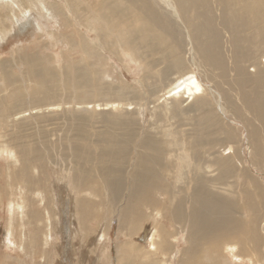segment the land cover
<instances>
[{
  "label": "bare ground",
  "instance_id": "bare-ground-1",
  "mask_svg": "<svg viewBox=\"0 0 264 264\" xmlns=\"http://www.w3.org/2000/svg\"><path fill=\"white\" fill-rule=\"evenodd\" d=\"M18 1L21 3V6L17 5L16 8H13L10 3L5 4L4 0H0V16L5 17L9 22L12 16L13 18L15 15L17 17L18 15L20 16V14H16L17 12L23 13L22 16L27 18V20L30 19V16H33L30 14L33 13V10L36 12L37 8L32 9L34 5L31 7L28 4L29 0ZM33 1L34 3L30 4H35L36 6L45 4L47 8L46 12L42 8V10L37 9V12H40L42 17H51L50 15L53 14L52 12L55 9L58 12L62 10L57 9L60 5L55 6V2L54 4H50L48 2L50 0ZM79 1L82 2V0ZM99 2V4L97 3L98 5L90 6L93 9L92 12L85 11L89 7H85V10L79 8L76 12L80 16L85 15V22L83 23L87 24L89 21L91 24H94L92 26L94 28L92 29L97 30L99 33V35L97 34L98 38H100L99 40H101L99 44H103L105 47L117 46L120 51L125 53L124 57L126 59L135 60L138 65H144L145 72L143 80L147 83V88L150 91V96L154 104L157 107L161 106L162 111L160 110V112H163V114H160L165 119H177L185 108H179L183 107V104L180 105L183 101L190 103H193L192 101H202L204 103L199 110L201 114L208 116L214 113L211 109H206L209 101L205 99H208L209 90L196 72V69L200 68L201 64L198 65L199 67L196 65L192 67V59L194 62L196 55L200 56V58L203 57V59L201 58L203 65L211 66L216 70L226 69L223 66V60L226 59V55H223V53L227 54L228 58L232 60V65L237 69L238 73L242 74V63H250L252 65L251 67L255 70L253 75L254 81L251 82L249 79H245L248 80V83L241 84L239 91L245 95V107L248 108L251 114L253 113V117L260 123L259 126L262 125L255 129L253 121L249 123V127H254L250 129H252V134L255 139V142L253 141L254 147L252 146V152L255 154L252 166H255L257 169L260 166L264 168V0H99ZM68 3L70 2L68 1ZM6 6L9 10H6ZM5 10L9 11V13L5 12ZM64 11L66 12V9ZM64 11L62 10L61 13L63 12L67 16V13L65 14ZM56 14L58 16L57 12ZM28 15H30L29 18L27 17ZM16 16L14 19L18 20ZM2 21L0 19V23ZM4 22L6 21L4 20ZM89 26L91 25L89 24ZM174 26H181L183 30L182 32L179 30V37H184V31L188 40L189 44L187 45L189 47H187L189 48V56L187 58L183 53V50L185 51L183 49L185 45L183 46V43L180 44L177 42L182 41L183 38L180 40L177 35L173 36V32L171 33V29ZM2 28L1 26V30ZM195 44L197 45V49H195ZM89 45L86 43V45L80 46L82 54H86V51L88 54L90 49H92L91 45ZM93 47L95 49V46ZM107 48L109 49L110 47ZM97 53L99 52L97 51ZM84 57L86 58L87 56ZM39 61L34 64H29V73L33 77L39 78L38 82L41 83V86L38 87L37 92L34 91L35 95L33 96L35 97L27 101L32 105L29 104L30 107H33L31 108L33 111L42 112V106L44 109L43 112L46 110V113L56 112L55 110L63 106V103L61 105L59 103L56 105L53 103L50 104L56 98L57 93L55 89H58L57 86H60V83H57L55 79L57 72L54 75L48 73L44 64ZM133 62L131 61V63ZM186 62L187 64L191 62L189 70L185 68ZM99 63L100 61L98 62V66L101 65ZM76 72L77 79L74 80H76L75 82L77 84L75 83V85L77 87L75 86L73 91H83L81 93L83 97H79V101L75 103L77 110H80L83 106H88L87 110L89 109L93 112L90 116L94 122L101 116L100 111L102 109L108 111L110 116L108 118H99V120H103L105 129L103 132L102 130L98 133L96 132V136H94L95 140L91 141L89 145L85 139L89 132L86 129L87 125H82L80 129H77L79 136L75 139L77 140L75 143L78 144V147L75 146L76 148L72 150L73 153L75 152V159L78 162V164L75 163L76 167H74L76 169L75 176L76 179L79 176L81 177V183H68L65 180V185L72 188L70 193L67 190L65 200L67 202L72 201L78 195L80 196L81 193L90 192L92 199L104 200L108 198L109 200L120 201L125 197V191L129 192V205L127 204L129 207L122 216V220L129 225L130 230H133L132 234H137L138 230L141 229V236L145 235V238L150 236V246L146 251L148 246L144 247L142 244L134 245L130 243L128 248H126V252L123 253V256L118 258V264H171L170 260L174 258L176 252L175 246L177 247V244L175 243L176 245L174 246V242L171 240H175L177 235L171 233L167 225H163L165 219L164 213L168 210V205H173V200H176V205L172 208L168 219L173 227L177 222L183 224L185 216L183 207L188 202V198L185 195L183 197L177 195L181 194L180 190L178 191L177 185L185 184L184 186L189 187L193 182H196L197 186L194 187L193 194L189 198V201H191L190 214L187 218V224H185L188 227L189 246L186 250L182 251L183 254L179 264H229L222 256V253L226 251H231L237 263L244 262L240 249L241 245H247V254L251 255L250 264H264V255L262 254V257L258 255L259 247L264 246V237L261 238L262 236L260 235L262 234L259 233V226L261 222H264V219H262V210H264V179L262 181L260 179L261 183L256 178L250 176L248 170L238 172L233 163L227 162L228 159L224 161V164H221L220 160H216L214 163L209 161L207 166L204 167L209 174L211 172L215 173L216 170L213 171V169L216 166L218 167L216 168L218 171V182H227L228 178L233 175L234 177L240 178L241 173L245 181L250 180V185H243L242 192L244 194L243 197L250 200L248 201L249 203L242 201L246 206L245 210L247 212L243 209L238 217H236L238 214L236 205L222 196L214 195L212 191L208 190V186L210 185L208 178H194L195 168L201 169L203 166L200 163L196 166L193 165L197 158L195 156L196 153L192 151V143L189 152V149L187 150L188 146L186 147V142L180 145L176 136L167 132V137L171 141L166 143L172 144V147L171 145L167 147V152L161 147L160 144L162 141L159 139L152 140V137L146 136L142 140L140 149L144 152L139 151V159L135 164V170L131 175V180L129 182L127 180L128 183H124L123 175L125 174V169L122 165L127 161L126 154L129 147L135 145V141L139 136V133L135 135L134 132L136 125L133 124L134 120L131 121L132 114H134L131 111L134 108H142L143 106L140 105H143L142 103L145 99L139 95L130 96L131 94L128 95L127 92H124L123 88H115L109 85H107L109 86L108 88L102 86L103 84H100V73L94 70L91 71L93 76L91 80L89 79V73L91 74V72H84L81 67H77ZM103 75L105 76L106 73ZM13 76L7 66L0 64V127L5 124L8 125L12 117L25 116L26 112H30L29 110L24 111L25 99H23L20 89H16L17 92L13 93L15 96L13 100L11 99L13 95L8 93L11 91L9 84L13 81ZM68 85L66 84L65 88H70L73 83H68ZM1 95L4 96L1 97ZM28 97L30 98L31 96ZM104 98L108 100L101 101ZM1 99L5 100V103L2 104ZM210 100L212 99L210 98ZM67 105L65 104V106ZM49 108L51 109L50 111H48ZM217 111L222 116L227 112L226 108L220 105V103H217ZM211 117L209 116V118ZM24 118L26 117H22V119ZM213 119L214 121L212 122L216 123L217 126L222 125L216 115ZM95 123L97 124L98 121ZM74 124L76 126V122ZM178 145L182 147L180 148ZM176 146L178 147L175 149ZM9 149L10 151L12 150L11 156L14 158L10 157L12 160L11 165L18 164L20 162L18 160L20 159V157L18 158L19 151L16 152L17 149L15 150L13 147ZM92 149L100 153V155H96ZM13 151L15 154H13ZM25 152V155L31 157L29 166L19 174L14 170L16 174L13 178L11 177V171H9L8 177V188L10 190L8 196L13 195L15 188V193H17V196L13 195L15 197L14 199H9V206L17 216L27 215L26 213L28 212H26L25 208L30 207L32 205L31 203L43 205L44 203L52 202L53 199L52 195L51 197L48 196L50 195L48 193L49 188L46 186L45 188H41L38 185L41 184L40 182L37 183L36 188H26L27 183H32V179L25 178L24 171L29 168L30 173L33 174L34 170L39 167L35 163L40 164L45 159H43L42 153L40 154L39 150L33 146L27 147ZM165 152L168 155L167 160L170 161H164L163 155ZM177 152L180 153L178 160L171 161L173 158H177L174 155ZM233 159L229 157V160ZM235 172L238 173V176H236ZM236 180L238 182V179ZM58 181L59 183L64 182V178H58ZM173 181H175V186L172 185ZM26 194L34 195L39 201H34V198H28ZM16 197L18 198L16 199ZM53 201L56 200L54 199ZM166 201L168 205H165ZM89 202L94 201L89 200ZM80 204L82 211L85 209L88 213L93 203L85 205L81 201ZM43 210L47 215L44 214L41 222L44 223L43 226L47 229V233H49L51 232L49 231L52 221L51 212L48 211L47 206H44ZM146 211L150 212V217L144 214ZM244 212L247 218L244 216ZM83 213L84 211L82 215H84ZM41 216L40 212L33 214L36 224L40 222ZM151 218L153 219L149 221L148 219ZM144 221L146 223L149 222L151 229L142 228ZM23 228L24 225H20V231ZM11 231H13L12 228ZM262 231L264 233V230ZM47 233L46 235L48 236ZM11 235H13L12 232ZM120 253L122 254V252Z\"/></svg>",
  "mask_w": 264,
  "mask_h": 264
},
{
  "label": "rangeland",
  "instance_id": "rangeland-1",
  "mask_svg": "<svg viewBox=\"0 0 264 264\" xmlns=\"http://www.w3.org/2000/svg\"><path fill=\"white\" fill-rule=\"evenodd\" d=\"M31 1L33 0H29L28 4L31 7L34 5L32 9L42 8L44 12H46L47 8L45 7V4L36 6L35 4H30L34 3V1ZM68 1L70 3H68ZM4 2L5 4L10 3L13 8H16L17 5L21 6V3H19L18 0H4ZM48 2L50 4H54L55 2V6L60 5L57 9H62L63 11L66 9V12L64 11V13H67V16H65L63 12L61 13L62 10L58 12V10L55 8V11L52 12L53 14L50 15L51 17H42L40 12H37V9L36 12L33 10V13L30 14L33 16L28 15V18L29 16L31 17L28 20L22 16L23 13L16 12V14H20V16L18 15L17 17L15 15L17 17L16 19L18 20L14 19L15 16L14 18L12 16L11 19L9 17L11 20L9 22L11 24L7 21L8 19L0 16L1 21L3 20L0 23L2 24L0 25V64L7 66L10 70V73L14 75L13 81L9 84L11 91L8 93L13 95V98H11L13 100L15 98L13 93L17 92L16 89H20L23 95L22 97L25 99L24 111H30L26 112L25 116L17 117L18 120H16V117H12V120L10 119L9 122V124L11 123L10 125L5 124L0 127V192H2L0 193V264H118V258L123 256V253L126 252V248H128L130 243H133L134 245L142 244L144 247L148 246L146 251L149 249L150 236H147V238H145V235L141 236V229L138 230L137 234L135 232V235L132 234L133 230H130L129 225H127L122 220V216L129 207L127 206L129 203L128 191H125V197H123V199L120 201H113L109 200L108 198L104 200L92 199L90 192L81 193L80 196L78 195L76 198L77 200L73 199L72 201L68 202L65 200L67 192L69 191L70 193L72 190V188H69L65 185V180H67L66 182L68 183H81V177L79 176L76 179L75 176L76 169H74V167H76L75 165L78 164V162L75 159V152L73 153L72 150L76 148L75 146L78 147V144L75 143V141H77L75 139L77 136H79V131L77 129H80L82 125H87L86 129L89 132L87 133L85 139L89 145L91 141L95 140L94 136H96V132L98 133L101 130L103 132L105 129L103 120H99V118H108V116H110L108 111L102 109V111H100L101 116L95 120V122L98 121L96 124L91 119L90 115H92L93 112L92 110H87L88 106H83L80 110H77V105H75V103L79 101V97H83V95H81L83 91H73L76 86V80L74 79H77V67H81L84 72H91L94 70L100 73V84H103L102 86L107 88L109 86L123 88L124 92H127L128 95H139L145 99V101L142 103L143 105H140L143 106L142 108H134L136 112L134 110L131 111L134 113L132 114L131 121L134 120L135 123L133 122V124L136 125L134 132L135 135L136 133H139V136L135 141L134 146L136 147L134 148L133 145L129 147L126 154L127 161L122 165L125 169V174L123 175L124 183H128L131 180V175L135 170V164L139 159V151H141L140 145L142 140L146 136H149L150 138L152 137V140L159 139L162 141L160 144L161 147L167 152V147L170 145L172 147L171 143H166L171 141L167 137V132H169L176 136V139L180 145H182L183 142H186V147L188 146L187 150L189 149V152L191 149L190 145L192 143V151L196 153L195 156L197 158H195L196 162L193 165L196 166L200 163L203 166L201 169L195 168L196 171L194 172V178H208L210 182L208 190L212 191L214 195L222 196L235 204L238 208V214L236 215V217H238L239 213L242 212L243 209L245 210L246 207L242 201H246V203H249L248 201H250L249 199L244 198V194L242 193L243 185H250V180L245 181L242 178L243 175L241 173L240 178L234 177L233 175L228 178L227 182H218V171L216 169L218 167L216 166L213 169V171L216 170L215 173L211 172L210 174L207 173V170L204 169V167L207 166L209 161L214 163L216 160H220L221 164H224V161L228 159L227 162L233 163L235 169L238 172H241L242 170H248L249 175L253 178H256L258 182L260 179L261 181L264 179L263 166H260L258 169L255 166H252L253 160L255 158V154L252 152V146L255 142V139L252 134V129H250L254 127L257 129L262 125L259 126L260 123L253 117V113L251 114L248 108L245 107V95L239 91L241 84L243 85V83H248V80L245 79H249L251 82L254 81L253 75L255 70L251 67L252 65L250 63H242V74L238 73L237 69L232 65V60L228 58L227 54L223 53V55H226V59L223 60V66L226 69L216 70L211 66L208 67L203 65V57H201V59L200 56L196 55V64L192 59V67L194 65L199 67L198 65L201 64L200 68L196 69V72L209 90L208 99H205L209 101V103L206 102L208 104L206 109H211L214 111V113L212 112L213 114L208 116L201 114V111L199 110L200 107H202L201 105L204 103H202V101H192L193 103L183 101L180 104H183V107H179L182 109L185 107L183 110L181 109L182 114H180V116L175 120L165 119L161 116V114H163V112H160L161 106L157 107V105L154 104L150 96V91L147 88V83L143 80L145 72L144 65H138L135 60L126 59L124 57L125 53L120 51L119 47L117 48V46L105 47L103 44H99L101 43V40H99L100 38H98L99 33L97 30L92 29L94 28L92 27L94 24H91L88 21L87 26L86 23H83L85 22V15L83 14L80 16L76 12V10L79 8L85 10L88 7L89 8L85 11L88 10L92 12L93 9L90 8V6L96 5L99 0H82V2L79 0H50ZM89 3L91 4L89 5ZM5 8L6 10H9L7 6ZM6 10L5 12L9 13V11ZM54 12H57L58 16L57 14L55 15ZM4 20L6 22H4ZM27 21L29 22L27 23ZM89 24L91 26H89ZM1 26L3 27L2 30ZM179 30L182 32L183 28L181 26H174L171 29V33L173 32V36L177 35V37H179ZM183 34L184 37H181L183 40L179 37V39L182 41L177 42L180 44L183 43V46L185 45L183 48L185 51L183 50V53L187 58L189 56V45L187 44L189 43L184 31ZM198 39L201 40L200 37H198ZM84 41L86 42L84 43ZM86 43L88 45L90 44L92 49H90L88 54L87 51L86 54H82L80 46H84ZM93 46H95V49ZM107 47L110 48L108 49ZM195 49H197L196 44ZM97 51L99 53H97ZM91 52H93V55L90 54ZM84 56L87 57L85 58ZM38 61L44 64V67L47 69L48 73L54 75L55 72H57L55 74V79L57 83H60V86H57V88L60 90L55 89V92L57 93L56 98L54 101L51 100L52 102H49L50 104L53 103L54 105L58 103L61 105L63 103V106L58 109L59 111L55 110L56 112L46 113L47 110L43 112L44 109L41 106L42 112H38L33 111L31 109L33 107L29 106L30 102L27 100L34 98V91L37 92L38 87L41 86V83L38 82L39 78L33 77L29 73V64H34ZM99 61V64L101 65L98 66ZM131 61L134 62L131 63ZM190 66L191 62L190 64L189 62L188 64L186 62L185 68L187 70H189ZM102 73H106V75L104 76ZM34 79L37 81L35 82ZM89 79H93L92 72L91 74L89 73ZM71 82L73 85L70 86V88H65V85L67 84V86H69L68 83L70 84ZM37 83L40 84L38 85ZM15 85L17 86L15 87ZM2 96L4 95H1V97ZM28 96L31 97L29 98ZM210 98L212 100H210ZM19 99L23 100L22 98ZM60 99L62 102H60ZM103 100L107 101L108 99L104 98L101 101ZM1 101L2 104L5 103V100L1 99ZM217 103H220V105L226 108L227 112L225 115L222 116V114L217 111ZM65 104L68 105L65 106ZM69 104L71 105L69 106ZM50 110L51 109L49 108L48 111ZM215 115L220 119L222 124L221 126H217L216 123L212 122L214 121L213 117ZM209 116L212 117L209 118ZM22 117L26 118L22 119ZM252 121L254 127H249V123ZM75 122L76 126L74 124ZM22 135L24 136L22 137ZM29 146L37 148L40 154L42 153L43 159L45 160H43L40 164H37V162L35 163L36 165H39V167H37L38 169L34 170L33 174L30 173L29 168L24 171L25 178L28 177L32 179V183H27L26 188H36L37 183L40 182L41 184L38 185L41 188H45V186L49 188L48 193H50V195L48 196L51 197L52 195L53 199L52 202L46 204L44 203L43 205L39 203H31L32 205L30 207L25 208L26 212L28 213H26L24 210L27 215L17 216L9 206V199H14V196L17 194L15 193V188L13 193L14 196L12 194L8 196L10 191L8 188L9 171H11V177L13 178L16 172L19 174L29 166V160L31 157L25 155V149ZM178 146H176L175 149ZM10 147H13L15 150L17 149L16 152L19 151L18 158L20 157V159L18 160L20 162L18 164L11 165V158L13 157L11 156L12 150L10 151ZM179 147L181 148L182 146ZM92 150L95 151L94 149ZM141 152L144 151L142 150ZM166 152L163 155V158L164 161L167 162L170 160H167L168 155H166ZM95 153L96 155L98 154V156L100 155V153L96 151ZM177 153L174 154L177 156V158H173L171 161L178 160L180 153ZM13 154H15V152ZM229 157L234 159L229 160ZM129 167L131 168L129 169ZM14 170H16L15 173ZM258 170L260 171L258 172ZM235 173L236 176H238V173ZM58 178H64V182L59 183ZM236 179H238V182ZM174 184L175 181L172 182V185ZM184 185H177L178 191L180 190L181 193L177 195H181V197L185 195V197L188 198V202L183 207L185 215L183 224H179L177 222L173 227L168 219L172 208H174L176 205V200H173V205H168L167 201L165 204L168 205L169 208L164 213L165 219L163 221V225H167L168 230L174 235H177L175 240H171L174 242V246L177 244V247L175 246L176 252L174 254V258L170 260L171 264H179L183 254L182 251L186 250L189 246L188 227H186L187 225L185 224H187V218L190 214L191 201H189V198H191V195L195 189L194 187L197 186V183L193 182L189 187ZM26 196L28 198H34V201H39L32 194H26ZM17 198L18 197H16V199ZM54 199L56 201H53ZM89 200H93L94 202H89ZM81 201L85 203V205L93 203V207L91 206L92 209L90 207V211H88V213L85 209L83 210L84 215H82L83 211L80 207ZM44 206H47L52 217L51 226L49 228L50 230L48 229L51 232L48 231L49 233H47V229H45L43 226L44 223L41 222L44 214L47 215V213H44ZM35 212H40V215H42L40 222L37 224L34 222L33 218V214ZM262 212V219H264V210H262ZM144 214L148 215L149 217L151 216L149 211H146ZM244 216L246 217L245 212ZM152 219L153 218L148 220L151 221ZM21 223L24 225L22 231H20V225H22ZM263 225L264 222H261L259 226V233L262 234L260 235L262 236L261 238L264 237V233L262 231L264 230ZM11 228L13 231H11ZM142 228L151 229L149 222L146 223L144 221ZM44 230L48 236L45 232H43ZM11 232L13 235H11ZM241 246L240 249L243 256L242 258H244V262L237 263L231 251L222 253L223 258L227 260L229 264H250L251 255L247 254V245ZM259 248L258 255L262 257V254L264 255V246L262 245ZM120 252H122V254Z\"/></svg>",
  "mask_w": 264,
  "mask_h": 264
}]
</instances>
